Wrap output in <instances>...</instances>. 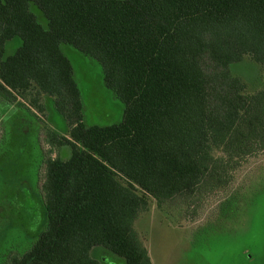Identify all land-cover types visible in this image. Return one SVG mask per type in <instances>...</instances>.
<instances>
[{"label":"trees","instance_id":"trees-1","mask_svg":"<svg viewBox=\"0 0 264 264\" xmlns=\"http://www.w3.org/2000/svg\"><path fill=\"white\" fill-rule=\"evenodd\" d=\"M62 46L101 66L120 122H84ZM243 62L264 74V0H0V93L65 123L44 127V230L6 264H101L95 247L150 264L134 224L152 202L193 212L264 155V83L232 76Z\"/></svg>","mask_w":264,"mask_h":264},{"label":"rangeland","instance_id":"rangeland-1","mask_svg":"<svg viewBox=\"0 0 264 264\" xmlns=\"http://www.w3.org/2000/svg\"><path fill=\"white\" fill-rule=\"evenodd\" d=\"M19 43L16 38L8 42L6 55ZM62 49L74 69L84 122L99 126L120 122L123 105L105 88L101 66L68 46ZM230 72L249 90L264 83V74L249 62L231 66ZM51 105L47 100L49 113L42 118L21 104L7 102L0 93V264L28 250L44 230L40 193L47 152L44 127L49 124L57 132L65 127ZM59 155L67 158L70 149L61 147ZM240 169L225 194L202 200L193 212L181 216L150 204L134 224L150 264H264V155L249 159ZM91 256L101 264H124L101 247L93 248Z\"/></svg>","mask_w":264,"mask_h":264}]
</instances>
